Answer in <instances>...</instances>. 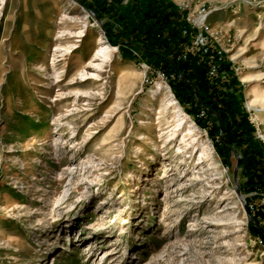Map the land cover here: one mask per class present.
<instances>
[{
	"label": "rangeland",
	"instance_id": "1",
	"mask_svg": "<svg viewBox=\"0 0 264 264\" xmlns=\"http://www.w3.org/2000/svg\"><path fill=\"white\" fill-rule=\"evenodd\" d=\"M79 1L0 0V264H264V0H198L192 36L224 48L213 84L190 55L203 101L180 77L193 62L144 54ZM156 82L186 140L148 110Z\"/></svg>",
	"mask_w": 264,
	"mask_h": 264
},
{
	"label": "crops",
	"instance_id": "2",
	"mask_svg": "<svg viewBox=\"0 0 264 264\" xmlns=\"http://www.w3.org/2000/svg\"><path fill=\"white\" fill-rule=\"evenodd\" d=\"M94 5L108 20L107 26L112 33L121 38L144 41L147 46L143 47L144 54L155 55L165 64L174 65V61L181 67L194 63L195 58L191 56L181 58L177 55L181 42L188 39L183 33V28L188 24L184 18L185 11L171 0H115L111 5H106L103 0H95ZM122 42L135 44L131 40ZM193 63L195 67L188 70V80L199 86L205 100L210 99L212 87L206 82L201 88V76H198V70L204 67Z\"/></svg>",
	"mask_w": 264,
	"mask_h": 264
},
{
	"label": "built area",
	"instance_id": "3",
	"mask_svg": "<svg viewBox=\"0 0 264 264\" xmlns=\"http://www.w3.org/2000/svg\"><path fill=\"white\" fill-rule=\"evenodd\" d=\"M91 1V0H84ZM174 4L179 6L181 9L187 12L184 17L187 21V26L183 28V33L185 35H190L192 38L185 47V55L180 56L181 58H186L187 55L198 58L200 61H203L207 66V78L211 84L216 83L217 80L221 77L220 69L224 61V48L218 47V39L211 35H204L200 33L196 36H192L193 28H206L207 25L204 23V20L197 21L193 16H205L207 14V6L205 3L198 0H171ZM107 4L110 5L114 0H106ZM193 18V21H192ZM217 43V44H216ZM223 77V76H222ZM264 221H261L263 223Z\"/></svg>",
	"mask_w": 264,
	"mask_h": 264
},
{
	"label": "bare ground",
	"instance_id": "4",
	"mask_svg": "<svg viewBox=\"0 0 264 264\" xmlns=\"http://www.w3.org/2000/svg\"><path fill=\"white\" fill-rule=\"evenodd\" d=\"M72 4L79 5L77 1L70 0ZM207 16V15H206ZM56 17L53 16L49 20L50 25H54L56 23ZM109 46L102 45L99 48V51L103 52L105 51ZM126 66V65H125ZM124 65H120L116 68V72L118 75H122L127 68ZM169 87L164 86L162 82H156L155 85L149 90L148 96L146 98V106L149 108V111H154L156 119L161 125H166L164 129L168 128V131H164L166 133H170L175 138L176 135H178L179 132L187 130L186 134L183 137V140L187 139V134H192L194 126L191 124H188L186 120L187 113L184 112L181 108H179L176 103L174 102V99H172L168 95ZM157 105V107H156ZM149 115V114H148ZM171 115V118L173 121L168 120V116ZM173 124V127L170 126ZM170 128V129H169ZM163 129V130H164ZM243 196V195H242Z\"/></svg>",
	"mask_w": 264,
	"mask_h": 264
},
{
	"label": "water",
	"instance_id": "5",
	"mask_svg": "<svg viewBox=\"0 0 264 264\" xmlns=\"http://www.w3.org/2000/svg\"><path fill=\"white\" fill-rule=\"evenodd\" d=\"M76 1L82 3V2L79 1V0H76ZM93 13H94V12H93ZM94 15H95V16L98 18V20L101 22V19L98 17V15L95 14V13H94ZM101 24H102V22H101ZM102 27L104 28L103 25H102ZM173 63H174V65H175L176 69H178V65H177L174 61H173ZM180 77H182V79H186V80H187V81H188V82L194 87V89H195V91H196V94L199 95L198 89H197L196 85H195L192 81L188 80V79H187L182 73H180ZM209 110H210L212 113H214V114L218 117V119H219V124H220V127H221L222 125H221V118H220L219 113L216 112V111H214V110L211 109V108H209ZM222 138H223V140H224L225 142H227V140H226V138H225L224 136H222ZM240 158H241V157L238 156L237 164H236V166H235V168H234V181H235V186H236V190H237V192H238V195L240 196V198H241V200H242V202H243V204H244V207H246V201H245L244 197L242 196V193H241V190H240V187H239V177H238V175H239V168H240ZM248 217H249L250 219H252L251 216L248 215ZM252 220H253V219H252ZM253 222H254L255 224H257V222H256L255 220H253Z\"/></svg>",
	"mask_w": 264,
	"mask_h": 264
},
{
	"label": "trees",
	"instance_id": "6",
	"mask_svg": "<svg viewBox=\"0 0 264 264\" xmlns=\"http://www.w3.org/2000/svg\"><path fill=\"white\" fill-rule=\"evenodd\" d=\"M170 65V64H169ZM173 68V67H172ZM176 70H181V66L178 64V69H176ZM185 74V73H184ZM186 75V74H185ZM186 80V79H185ZM205 83H206V80H205ZM202 86H205V84H203L202 83ZM197 88H198V92H199V96H200V100L201 101H203L204 100V98H203V93H202V91H201V89L199 88V86H197ZM211 109H213L214 111H215V109L214 108H211ZM221 114V113H220ZM251 144V143H250ZM256 227V226H255Z\"/></svg>",
	"mask_w": 264,
	"mask_h": 264
}]
</instances>
